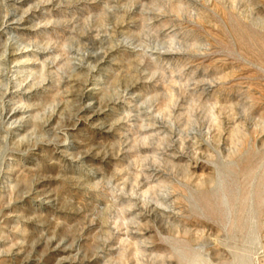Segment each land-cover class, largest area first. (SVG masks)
<instances>
[{
    "label": "rangeland",
    "instance_id": "1",
    "mask_svg": "<svg viewBox=\"0 0 264 264\" xmlns=\"http://www.w3.org/2000/svg\"><path fill=\"white\" fill-rule=\"evenodd\" d=\"M0 264H264V0H0Z\"/></svg>",
    "mask_w": 264,
    "mask_h": 264
},
{
    "label": "bare ground",
    "instance_id": "2",
    "mask_svg": "<svg viewBox=\"0 0 264 264\" xmlns=\"http://www.w3.org/2000/svg\"><path fill=\"white\" fill-rule=\"evenodd\" d=\"M86 106L88 107V106H89V104L87 103V105H86ZM11 118H12V117H11ZM251 205H252L251 207H253V204H251ZM197 261H200L199 257H198V258L196 257V258L194 259V261H193V262H194V263H196Z\"/></svg>",
    "mask_w": 264,
    "mask_h": 264
}]
</instances>
